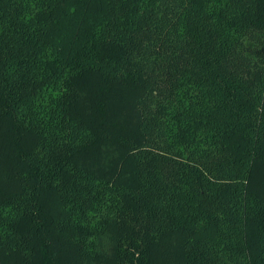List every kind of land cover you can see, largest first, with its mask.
Instances as JSON below:
<instances>
[{
  "label": "trees",
  "instance_id": "trees-1",
  "mask_svg": "<svg viewBox=\"0 0 264 264\" xmlns=\"http://www.w3.org/2000/svg\"><path fill=\"white\" fill-rule=\"evenodd\" d=\"M0 264H264V0H0Z\"/></svg>",
  "mask_w": 264,
  "mask_h": 264
}]
</instances>
